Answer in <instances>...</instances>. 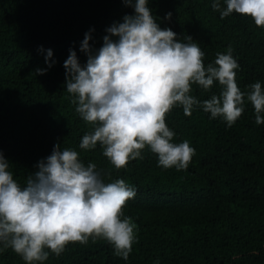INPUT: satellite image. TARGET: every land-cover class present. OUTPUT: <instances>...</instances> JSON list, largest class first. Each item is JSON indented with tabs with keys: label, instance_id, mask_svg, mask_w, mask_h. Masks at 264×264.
I'll use <instances>...</instances> for the list:
<instances>
[{
	"label": "trees",
	"instance_id": "obj_1",
	"mask_svg": "<svg viewBox=\"0 0 264 264\" xmlns=\"http://www.w3.org/2000/svg\"><path fill=\"white\" fill-rule=\"evenodd\" d=\"M212 3L149 0L148 7L178 42L190 36L199 45L205 65L230 46L242 92L255 82L264 88V28L237 13L221 19ZM221 5L226 7L224 0ZM133 14L124 0H0V153L14 179L23 186L59 143L77 151L85 166L95 163L105 183L123 179L136 190L123 208L136 225L127 260L106 240L90 238L69 243L59 256L46 249L42 264H264V124L255 122L250 102L231 127L199 107L191 116L181 106L166 115L173 142L187 140L195 150L186 169L159 166L147 147L143 159L116 169L99 144L79 147L92 126L71 103L64 62L75 51L85 65V35L98 51L107 29ZM37 69L45 74L36 75ZM221 90L215 82L208 91L193 85L191 94L203 101ZM0 264L25 262L9 248L0 253Z\"/></svg>",
	"mask_w": 264,
	"mask_h": 264
},
{
	"label": "clouds",
	"instance_id": "obj_2",
	"mask_svg": "<svg viewBox=\"0 0 264 264\" xmlns=\"http://www.w3.org/2000/svg\"><path fill=\"white\" fill-rule=\"evenodd\" d=\"M134 8L123 22L107 29L103 46L94 51L86 34L81 65L75 51L64 62L66 90L80 118L92 126L79 147H102V154L116 168L143 159L147 147L158 156L159 166L186 169L195 150L187 140L174 143L175 133L166 115L181 106L186 116L195 107L222 117L231 127L244 112L245 102L255 110V122L264 124V88L260 82L242 92L236 82L239 65L229 46L205 65L204 52L190 36L178 42L170 28L161 29L148 7L149 0H124ZM213 0L220 18L233 13L251 18L264 28V0ZM171 18V13L166 19ZM116 38V39H113ZM52 57L48 50L46 63ZM49 67L52 65L49 64ZM36 75L45 74L37 69ZM219 95L198 100L193 85L208 91L214 83ZM37 171L21 186L0 153V253L12 249L25 264H37L59 256L69 243L86 244L104 239L115 255L127 260L136 239V225L123 216V208L136 195L125 180L105 183L95 163L85 166L79 153L58 143ZM123 217V218H122Z\"/></svg>",
	"mask_w": 264,
	"mask_h": 264
}]
</instances>
